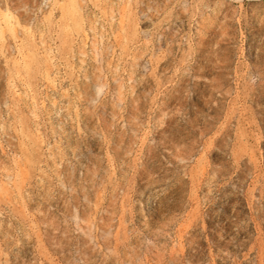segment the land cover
<instances>
[{
	"label": "rangeland",
	"instance_id": "obj_1",
	"mask_svg": "<svg viewBox=\"0 0 264 264\" xmlns=\"http://www.w3.org/2000/svg\"><path fill=\"white\" fill-rule=\"evenodd\" d=\"M0 264H264V0H0Z\"/></svg>",
	"mask_w": 264,
	"mask_h": 264
}]
</instances>
